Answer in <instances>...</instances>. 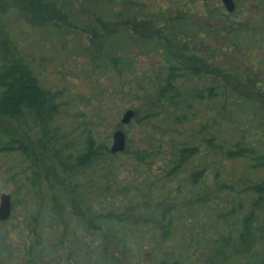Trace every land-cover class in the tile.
I'll use <instances>...</instances> for the list:
<instances>
[{
    "label": "trees",
    "instance_id": "1",
    "mask_svg": "<svg viewBox=\"0 0 264 264\" xmlns=\"http://www.w3.org/2000/svg\"><path fill=\"white\" fill-rule=\"evenodd\" d=\"M12 1L30 11L26 24L46 25L57 39L74 32L60 22L88 30L96 43L74 49L101 71L128 76L134 49L160 60L154 77L135 80L139 96L123 86L137 105L133 120L146 126L145 147L127 142L112 153L81 134L83 117L76 129L55 108L53 90L0 29V117L29 119L36 133H0V156L17 154L6 169L13 188L4 221L23 210L21 231L36 252L27 264L49 255L65 264H264V0H248L260 9L243 30L227 20L238 0L231 12L199 17L176 0ZM210 32L230 47L209 52ZM193 43L201 49L189 52ZM119 156L132 159L126 179L112 177Z\"/></svg>",
    "mask_w": 264,
    "mask_h": 264
},
{
    "label": "rangeland",
    "instance_id": "2",
    "mask_svg": "<svg viewBox=\"0 0 264 264\" xmlns=\"http://www.w3.org/2000/svg\"><path fill=\"white\" fill-rule=\"evenodd\" d=\"M176 1L184 8L191 7L196 15L200 11L207 10V8H220V6L223 8L219 0ZM238 3L236 12L231 14L227 20L235 29H238V27L240 30L247 29V26H244L243 23L251 20V18H257L256 9H260V7L248 0H238ZM29 14L30 11L28 12L24 5H19L12 0H0L1 33L7 34L14 39L16 42L14 46L20 55L30 61L33 74L39 84L43 88L53 90L56 95L54 99L55 108L76 129H81L75 124L78 121L80 123L83 117L82 120H85L88 125L86 129L81 131V134H86L88 131L92 135L95 134L98 141L104 140L109 146L111 133L116 129H120L125 135V144L128 142L131 146L144 148L146 138L143 133L146 126L142 125L140 120L134 121L133 118L127 124L119 122L120 115L125 109L137 106L131 96L122 95V93L127 91V87L123 88V86L126 83L130 90L139 96L141 89L135 80L142 75L154 77V67L159 66L160 60L152 58V55L138 54L137 49H134V54H136L134 71L128 76L125 73L121 74V76L109 74L103 70L101 71L99 66L96 67L91 62V58L82 56L74 49L76 45L90 49L92 48V43H96V39L91 37L88 30L77 32V29L67 28L63 25V22H60L62 29H69V31L74 32L70 33L72 35H66V38L59 37L60 39H57V36L54 37L46 28V25H36V27H39L35 28L26 24L24 16L28 17ZM261 14L264 16L263 12ZM261 14L258 18H261ZM198 15L197 17H199ZM193 18H195L194 15ZM51 23H53V20ZM75 32L76 34H74ZM216 37L217 35L214 32H210V38L204 43L210 46L209 52H211V48H215L219 43L230 47L228 42H222L224 40L223 37ZM196 49H201V46L193 43L189 45L188 51L194 52ZM205 53H208V51ZM207 67L210 70L211 66L207 65ZM211 75L214 74H209V77ZM233 75L235 77L238 76L229 74L230 77ZM249 77L252 79V75H249ZM203 80L205 79L203 78ZM127 81L129 82L127 83ZM251 89L256 90L254 86ZM256 91L259 92V90ZM241 92H249V89L247 87L242 88ZM100 106L102 107L101 114L97 112V108ZM139 115H141V112H139ZM19 132L28 139H34V136H36L33 123L29 119H26L24 125H20L16 121L0 117V133L19 135ZM158 137V134H153L155 140ZM129 139L130 141H128ZM16 156V152L11 155L0 156V193H9L10 197L12 196L13 184L9 180L10 171L6 169L13 161L16 162L14 159ZM121 156L114 162L117 171L115 170L116 173L112 177L126 179L130 177L128 163L131 164L132 159L123 162L120 160ZM21 160H23V156ZM37 171L41 174L43 173V164L37 166ZM22 219H24L23 210L17 207L7 221L0 222V264H27L30 255L36 254L32 248L30 249L32 242L29 239V235L21 231L23 228ZM3 231H5V235L1 236ZM50 236H47V238H53L52 235ZM24 247L27 248L25 249ZM33 262L34 264H65V259L63 257L59 258L57 255L54 257L49 255L41 261L42 263L37 260H33ZM29 264L32 263L29 262Z\"/></svg>",
    "mask_w": 264,
    "mask_h": 264
},
{
    "label": "water",
    "instance_id": "3",
    "mask_svg": "<svg viewBox=\"0 0 264 264\" xmlns=\"http://www.w3.org/2000/svg\"><path fill=\"white\" fill-rule=\"evenodd\" d=\"M223 8L227 12H231L234 9L233 0H219ZM133 110L130 108L125 109L119 118L121 124H127L132 118ZM125 145V135L122 130L116 129L111 133V141L109 144L110 152H120L123 150ZM10 201L11 197L9 193H0V221H4L8 218L10 214Z\"/></svg>",
    "mask_w": 264,
    "mask_h": 264
}]
</instances>
